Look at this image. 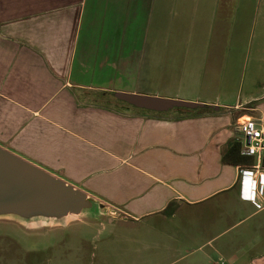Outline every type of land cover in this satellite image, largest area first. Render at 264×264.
Listing matches in <instances>:
<instances>
[{
  "label": "crops",
  "instance_id": "0c3cea01",
  "mask_svg": "<svg viewBox=\"0 0 264 264\" xmlns=\"http://www.w3.org/2000/svg\"><path fill=\"white\" fill-rule=\"evenodd\" d=\"M118 93L218 110L159 117ZM248 120L264 123V0H0V146L143 225L147 249L264 264Z\"/></svg>",
  "mask_w": 264,
  "mask_h": 264
},
{
  "label": "water",
  "instance_id": "95a60500",
  "mask_svg": "<svg viewBox=\"0 0 264 264\" xmlns=\"http://www.w3.org/2000/svg\"><path fill=\"white\" fill-rule=\"evenodd\" d=\"M115 98L154 113L218 110L210 105L143 95L118 93ZM118 217L113 207L0 146V221L41 233L87 220L115 223Z\"/></svg>",
  "mask_w": 264,
  "mask_h": 264
},
{
  "label": "rangeland",
  "instance_id": "374dc122",
  "mask_svg": "<svg viewBox=\"0 0 264 264\" xmlns=\"http://www.w3.org/2000/svg\"><path fill=\"white\" fill-rule=\"evenodd\" d=\"M119 103L130 111L144 113ZM237 218L233 214L223 222V227L231 226ZM119 219L115 223L87 220L41 233L26 232L15 223L0 221V264H171L178 256L186 257L174 264H189L193 256L184 252L193 245L188 240L178 246L181 255L158 250L156 238L152 241L153 247L147 249L144 226H123ZM233 234L235 230L222 240ZM167 245L169 242L165 240Z\"/></svg>",
  "mask_w": 264,
  "mask_h": 264
},
{
  "label": "built area",
  "instance_id": "2783aa9c",
  "mask_svg": "<svg viewBox=\"0 0 264 264\" xmlns=\"http://www.w3.org/2000/svg\"><path fill=\"white\" fill-rule=\"evenodd\" d=\"M240 131L244 138L242 154L246 157H264V123L248 120L240 125Z\"/></svg>",
  "mask_w": 264,
  "mask_h": 264
},
{
  "label": "trees",
  "instance_id": "16d2710c",
  "mask_svg": "<svg viewBox=\"0 0 264 264\" xmlns=\"http://www.w3.org/2000/svg\"><path fill=\"white\" fill-rule=\"evenodd\" d=\"M142 112H144V111H142ZM172 112L180 114L176 119H182V118H187V117L199 116L202 113L211 112V110L203 109V110L192 111V110H187V109H175ZM172 112H170V113H172ZM149 113H152V112H149ZM170 113H164V114L153 113V114L158 115L159 117H164V116L169 115ZM240 149H241V145L239 143H233L232 145L229 146V149L227 151V155H229V157H234L237 154L239 155ZM224 161H225V158H224Z\"/></svg>",
  "mask_w": 264,
  "mask_h": 264
}]
</instances>
